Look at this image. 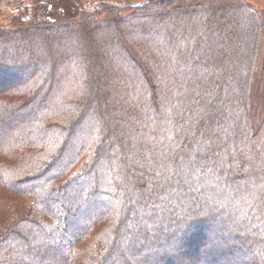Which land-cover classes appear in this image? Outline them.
<instances>
[{
  "label": "trees",
  "instance_id": "trees-1",
  "mask_svg": "<svg viewBox=\"0 0 264 264\" xmlns=\"http://www.w3.org/2000/svg\"><path fill=\"white\" fill-rule=\"evenodd\" d=\"M132 8L0 31V264H264V12Z\"/></svg>",
  "mask_w": 264,
  "mask_h": 264
},
{
  "label": "rangeland",
  "instance_id": "rangeland-1",
  "mask_svg": "<svg viewBox=\"0 0 264 264\" xmlns=\"http://www.w3.org/2000/svg\"><path fill=\"white\" fill-rule=\"evenodd\" d=\"M101 1H105V2L109 1L111 2V5L120 4V6L121 5L125 6L122 3V1L132 4L130 3L131 0H77L79 4H75L73 0H15V3H12L13 5H15V8L11 13L0 11V31L2 30V28L8 27V25H11L13 27L17 26V23L11 20L12 18L10 17V16H16L17 11L23 12L26 9V14H28V16H33L34 14H37L38 16H48L50 19H60L67 21L78 20L79 18L82 17L81 15L83 12H88L97 9ZM146 1L150 3H155L158 0H146ZM245 2L248 5H251L257 8L258 10L264 12V0H245ZM28 4L29 7L27 6ZM143 4L142 3L134 4V6L132 7L138 8ZM16 5L19 7H16ZM32 5L35 6L33 7ZM133 8L132 11H127L124 14H129L134 12ZM259 47H260L259 49V55H260L264 51V34L261 37V42L259 44ZM4 64H5L4 67L10 70L20 68V66L17 65L16 63L9 65V63L7 64V62H5ZM23 69H25L24 66ZM12 79L9 78L8 83L2 85L1 87L11 88L19 84L18 80H15V78ZM94 207H98V206H94ZM181 262H183V260H181Z\"/></svg>",
  "mask_w": 264,
  "mask_h": 264
},
{
  "label": "built area",
  "instance_id": "built-area-1",
  "mask_svg": "<svg viewBox=\"0 0 264 264\" xmlns=\"http://www.w3.org/2000/svg\"><path fill=\"white\" fill-rule=\"evenodd\" d=\"M14 8L15 5L11 3V0H0V11L11 13L14 10Z\"/></svg>",
  "mask_w": 264,
  "mask_h": 264
},
{
  "label": "crops",
  "instance_id": "crops-1",
  "mask_svg": "<svg viewBox=\"0 0 264 264\" xmlns=\"http://www.w3.org/2000/svg\"><path fill=\"white\" fill-rule=\"evenodd\" d=\"M145 2H147L146 0H131L130 1V3H132V4H129V3H127V2H124V1H122V3L125 5V7H132V6H134V4H143V3H145ZM11 3H15V0H11ZM108 3H110L111 4V2H109L108 1ZM19 5V4H18ZM113 5V4H112ZM120 6V4H117L116 6ZM28 7H29V4L27 5ZM33 6V5H32ZM35 6V5H34ZM33 6V7H34ZM121 6H123V5H121ZM16 7H19V6H17L16 5ZM124 7V6H123ZM46 17H48V16H46ZM49 18V17H48Z\"/></svg>",
  "mask_w": 264,
  "mask_h": 264
}]
</instances>
